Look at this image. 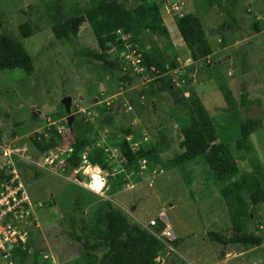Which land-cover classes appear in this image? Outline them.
I'll return each mask as SVG.
<instances>
[{
  "label": "rangeland",
  "instance_id": "374dc122",
  "mask_svg": "<svg viewBox=\"0 0 264 264\" xmlns=\"http://www.w3.org/2000/svg\"><path fill=\"white\" fill-rule=\"evenodd\" d=\"M102 1L106 0H0L1 31L21 40L34 63L31 74L0 68V168L6 164L3 147L20 149L25 159L15 158V168L30 199L41 203L35 211L38 227L22 249L24 260L16 263L10 258L11 264H107L104 214L109 207L122 210L131 223L152 232L158 220L166 225L154 264H264V242L222 245L208 235L209 231L233 234L231 216L238 203L233 195L222 194L224 183L210 178L202 156L166 167L168 159L183 150L179 120L184 112L173 103L174 96L156 91L157 83L146 71L123 73L132 79L121 84L122 73H113L90 56L89 51L99 48L89 23L82 24L76 35H54V25ZM156 1L171 43L137 24L126 41L167 65L171 59L177 61L176 68L168 69L171 88L199 96L217 131L212 145L239 138L240 124L247 118L260 121L250 134L254 153L246 159L237 157V163L243 174L258 177L264 187V0ZM120 2L129 11L140 3ZM174 3L181 5L180 10L172 9ZM187 12L200 18L212 49L206 61H193L175 32L176 17ZM24 22L30 26L28 37L19 30ZM120 45H112L108 52L119 58L124 54ZM67 95L72 99V129L61 102ZM105 115L111 118L109 127L102 122ZM61 126L59 145L85 137L88 145L75 156L88 148L93 163L96 159L106 163L108 183L102 194L26 160L38 161L40 154L28 137ZM128 126L136 131L140 148L145 143L158 145L148 161L155 174L141 172L138 162L127 168L117 144L122 138L133 140L122 136L121 129ZM251 156L258 160L261 174H255ZM242 196L247 215L242 231L264 238V199L253 205L246 192Z\"/></svg>",
  "mask_w": 264,
  "mask_h": 264
},
{
  "label": "trees",
  "instance_id": "16d2710c",
  "mask_svg": "<svg viewBox=\"0 0 264 264\" xmlns=\"http://www.w3.org/2000/svg\"><path fill=\"white\" fill-rule=\"evenodd\" d=\"M137 1L140 3L132 11L127 10L120 0L102 1L89 7L83 13L54 25L52 27L53 33L57 38L76 35L82 24L89 23L99 48L96 52L89 51L90 56L92 59L103 62L113 73H122L119 77L120 83L126 84L132 77L123 74L125 70L120 62V57L112 56L108 52L112 45H120L122 42L116 33L117 30L130 34L133 32V25L137 24L151 30L154 34L164 36L171 43L169 30L161 17L160 4L156 0ZM175 24L182 41L189 50L190 58L193 61H206L212 49L200 18L187 12L178 15ZM2 25L3 22L0 19V68L22 69L27 74H31L34 71L31 55L21 40L1 31ZM19 30L23 37H28L31 33L27 22L21 23ZM122 48L124 49V46H119V52ZM141 55L140 64L143 66L141 73L143 74L146 71L150 77L154 78V82L157 83L156 91H167L174 96L173 103L184 112L183 119L179 120L182 135L179 144L183 150L168 159L166 167H175L202 156L209 167L210 178L224 183V187L221 189L222 194L225 196L233 195L238 203L231 216L233 234L227 237L219 232L209 231L208 235L212 240L222 245L234 243L245 246L261 245L264 242L261 235L242 231L247 217L242 192L247 193L250 204L256 205L264 199V187L259 186L258 177L249 173L243 174L237 163V157L246 159L247 156L254 153L250 134L259 128L260 121L247 118L240 124L239 138L232 143L219 141L218 144L212 145L217 139V131L199 96L193 92L185 96L182 92L171 88L172 78L168 74V69L176 68L178 66L177 61L171 59L167 65L158 59L156 55L147 51H142ZM117 111L114 109V112ZM102 122L108 127L112 124L110 116L107 117L106 115L102 117ZM121 133L122 136L132 135V141L137 139L136 131L129 126L121 129ZM28 139L32 141L33 147L38 153L48 150L56 143V139L53 137L50 138L51 140L45 138L43 133H34V136L32 138L28 137ZM88 143L87 138L79 137L71 144L73 153L69 160L70 166L77 165L79 157L75 155H77L79 149L81 150ZM117 147L126 159L128 169L133 168L134 165L136 166L141 157H145L149 161L151 154L158 151V145L155 143H145L144 148L139 147L136 151H133L130 142H127L125 138L118 142ZM249 160L256 170L255 174H261L258 160L252 156ZM95 163L102 169H107L105 162L96 159ZM0 176L3 178L1 172ZM104 220L107 226L106 239L109 255L107 264L155 263L158 248L162 244L157 234L161 233L166 226L162 221L158 220L155 232H152L138 223H131L127 213L116 207H109L105 211ZM26 244L24 247H26ZM22 249L21 247L16 248L12 252V259L16 263L24 260L26 252Z\"/></svg>",
  "mask_w": 264,
  "mask_h": 264
},
{
  "label": "built area",
  "instance_id": "2783aa9c",
  "mask_svg": "<svg viewBox=\"0 0 264 264\" xmlns=\"http://www.w3.org/2000/svg\"><path fill=\"white\" fill-rule=\"evenodd\" d=\"M172 9L180 10L181 5L174 3ZM181 15V14H179ZM117 35L122 40L120 46H124L120 51V62L124 67L123 73H141L143 66L141 63V53L137 44H129L126 41V35L120 30H117ZM134 65V67L126 68V65ZM126 64V65H125ZM128 71V72H127ZM69 130V129H68ZM63 133V127H55L47 129L43 134L45 138H54L56 143L48 150L40 152L38 161L31 158H26L27 161L35 163L43 169H51L63 173L74 185L83 188L91 193L102 194L107 187V170L102 169L98 164L93 163L89 157L90 151L84 148L82 153L78 155L79 161L76 166H70V158L73 153V146L59 145L58 134ZM71 137V136H70ZM39 138V137H38ZM51 140V139H50ZM127 140H132V135L127 136ZM131 149L136 151L139 146V141H130ZM2 156L6 159L5 167L0 168L3 175L0 176V264H11L13 251L16 248H24L29 236L38 227L35 216L36 208L41 206L40 201L31 200L23 181L18 174L14 159L25 157L21 154L20 149L6 146L2 148ZM139 166L141 172L148 171L155 174L156 169L152 171L148 169V160L145 157L139 158ZM3 171V173H2ZM162 172V170H161ZM150 223L155 224V220ZM160 234H157L160 238ZM170 236L169 231L166 235Z\"/></svg>",
  "mask_w": 264,
  "mask_h": 264
},
{
  "label": "water",
  "instance_id": "95a60500",
  "mask_svg": "<svg viewBox=\"0 0 264 264\" xmlns=\"http://www.w3.org/2000/svg\"><path fill=\"white\" fill-rule=\"evenodd\" d=\"M71 100H72L71 99V96H69V95H67V96H65V97H63L61 99V102L64 105L65 112L67 114H69L68 117H67V125H68V128L69 129H72V122H73V115L70 114V110H71ZM34 114H35V112H34ZM2 173H3V171H2Z\"/></svg>",
  "mask_w": 264,
  "mask_h": 264
},
{
  "label": "crops",
  "instance_id": "0c3cea01",
  "mask_svg": "<svg viewBox=\"0 0 264 264\" xmlns=\"http://www.w3.org/2000/svg\"><path fill=\"white\" fill-rule=\"evenodd\" d=\"M168 28V27H167ZM175 32L177 33V35H179V32L177 31V29L175 30ZM179 37V39L181 38V36H178ZM182 39V38H181ZM161 218L164 220V221H166V217L165 216H162L161 215ZM166 227V226H165ZM167 230H168V228H167ZM173 233V232H172ZM171 233V234H172ZM173 235H174V233H173Z\"/></svg>",
  "mask_w": 264,
  "mask_h": 264
},
{
  "label": "bare ground",
  "instance_id": "6f19581e",
  "mask_svg": "<svg viewBox=\"0 0 264 264\" xmlns=\"http://www.w3.org/2000/svg\"><path fill=\"white\" fill-rule=\"evenodd\" d=\"M168 231H170V229H168Z\"/></svg>",
  "mask_w": 264,
  "mask_h": 264
}]
</instances>
